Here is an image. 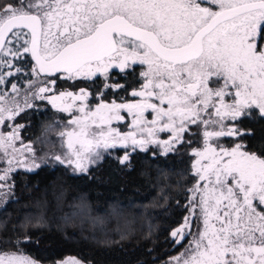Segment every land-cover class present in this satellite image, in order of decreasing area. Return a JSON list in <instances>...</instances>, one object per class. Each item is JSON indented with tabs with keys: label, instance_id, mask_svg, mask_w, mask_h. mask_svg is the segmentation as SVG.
I'll list each match as a JSON object with an SVG mask.
<instances>
[{
	"label": "snow or ice",
	"instance_id": "6c2138e0",
	"mask_svg": "<svg viewBox=\"0 0 264 264\" xmlns=\"http://www.w3.org/2000/svg\"><path fill=\"white\" fill-rule=\"evenodd\" d=\"M61 80L76 91H59ZM8 85L0 182L25 165L17 154L35 155L31 144L16 146L24 125L6 122L30 99L47 101L69 114L59 133L67 152L55 159L76 170L110 149L124 150L122 164L128 149H190L189 215L172 236L191 239L176 264H264V149L249 150L243 140L253 132L242 127L264 119V0H2L0 86ZM0 264L38 262L17 248L0 249Z\"/></svg>",
	"mask_w": 264,
	"mask_h": 264
},
{
	"label": "trees",
	"instance_id": "16d2710c",
	"mask_svg": "<svg viewBox=\"0 0 264 264\" xmlns=\"http://www.w3.org/2000/svg\"><path fill=\"white\" fill-rule=\"evenodd\" d=\"M21 76L13 80L19 103ZM178 160L173 152L136 151L123 164L103 156L78 174L58 168L17 173L7 182L10 191L0 189L7 193L0 196V249L19 248L44 263L164 264L182 207L185 180L175 169L184 164Z\"/></svg>",
	"mask_w": 264,
	"mask_h": 264
},
{
	"label": "flooded vegetation",
	"instance_id": "af4514ba",
	"mask_svg": "<svg viewBox=\"0 0 264 264\" xmlns=\"http://www.w3.org/2000/svg\"><path fill=\"white\" fill-rule=\"evenodd\" d=\"M29 63H33L31 60H29ZM140 69L138 68L137 71ZM23 75V74H22ZM80 84V86H85L86 82H77ZM99 83V81L97 82ZM24 93L25 90L27 89V77H24ZM72 81H66V80H61L57 82V89L59 91H76V88H74ZM0 87H7L9 94L12 95L10 85L8 86H0ZM34 104L32 108H25L24 111H22V117L19 118L17 116L14 121H7L6 123L11 125L13 123L16 124H22L24 127L20 131V140L16 142V146L18 148L21 147L20 141H23L24 144H31L32 148L34 149L35 155L32 153L25 152L23 157L17 154L16 158L17 160L19 159H25V166H19L16 165L13 166L14 171L9 174V180L12 177H15L17 173L20 172H26V173H31L34 174L38 169H45L47 168L49 171H53L56 168L60 170H64L65 172L68 171V169L71 171V173H76L78 174L79 170L74 169L73 166H69L68 164H62L59 161L55 159L57 156L56 154H49L50 156H53L52 159H49L47 156L44 158L42 161V158L38 156V152L36 151L38 148L37 146V141L38 137L40 135L45 134L47 131L51 130L53 131L56 129L58 133L61 131H66L69 129L68 126V120H69V114L66 112H62L57 108H54L50 103L47 101H31ZM21 108H24V99L20 103ZM20 113V114H21ZM114 127H117L118 125L114 124ZM242 127H245L246 129H251L253 132L252 136L245 137L243 142L248 146L249 150L255 151L259 153L262 149H264V119H261L258 115L254 116L252 119H245L243 122ZM11 128H5L3 126H0V131H10ZM122 131H126L127 129L121 128ZM66 146V144H65ZM131 154L134 152L131 151V149H128ZM137 152H145V151H140L139 149L136 150ZM135 151V152H136ZM147 151H152V152H160L162 151L155 146H151L149 150ZM190 149L184 150V151H178V152H173V155L176 156L179 160L178 163L184 164L183 167L176 168L175 170L179 172H183V175L180 176L178 179L180 180H185V184L183 186H180L181 190V196L179 199V204L181 207L180 210V217L178 220L179 225L177 226L180 227L184 223V218L189 215L188 209L185 207V205L188 204L189 197L191 193H189L188 189L192 187L194 183V177L192 176L191 172V165L194 161V157L189 155ZM57 153V152H56ZM124 155V150L123 149H115V150H108L106 155L104 156H109L117 159H121ZM49 160V161H48ZM33 161L35 164H38L39 167H32ZM28 164V166H26ZM31 169V170H29ZM2 175V173L0 174ZM7 181V182H8ZM7 182H0V183H6ZM6 188V187H5ZM176 228V229H177ZM175 229V230H176ZM193 231H195V227L193 228ZM191 239V236H186L184 240L180 241V243H176L177 238L173 237V247H172V254L170 255V258H168L164 264H176L174 258L175 257H180L183 253H185V249L188 247V241Z\"/></svg>",
	"mask_w": 264,
	"mask_h": 264
},
{
	"label": "rangeland",
	"instance_id": "374dc122",
	"mask_svg": "<svg viewBox=\"0 0 264 264\" xmlns=\"http://www.w3.org/2000/svg\"><path fill=\"white\" fill-rule=\"evenodd\" d=\"M37 139H38V141H37V146H38L37 148L38 149L36 151L39 153L38 156L40 158H42V161L44 160V158L46 156L48 158L50 157L49 159H51L53 161V159H52L53 156H50L49 154H54V155L56 154V155L63 157L65 155V153L67 152V145L65 146L66 138H61L59 136V133L56 131V129H54L53 131H51V130L47 131L45 134L40 135V137H38ZM106 153L107 152L103 153V156L106 155ZM98 161H100V160H98ZM13 166H15V164ZM26 166H28V164H26ZM89 166H88V168H89ZM7 167H8L7 163L2 158V154H0V174L1 173L3 174L2 170L7 168ZM81 172H84V171H81ZM33 260H35V259H33ZM36 261L38 262V264H59V262H57V263H51V262L44 263L38 259Z\"/></svg>",
	"mask_w": 264,
	"mask_h": 264
},
{
	"label": "water",
	"instance_id": "95a60500",
	"mask_svg": "<svg viewBox=\"0 0 264 264\" xmlns=\"http://www.w3.org/2000/svg\"><path fill=\"white\" fill-rule=\"evenodd\" d=\"M34 63V62H33Z\"/></svg>",
	"mask_w": 264,
	"mask_h": 264
}]
</instances>
